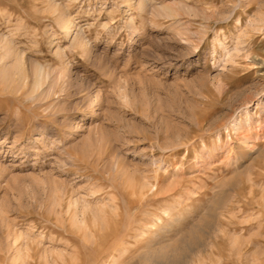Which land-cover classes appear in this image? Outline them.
<instances>
[{
  "label": "rangeland",
  "instance_id": "rangeland-1",
  "mask_svg": "<svg viewBox=\"0 0 264 264\" xmlns=\"http://www.w3.org/2000/svg\"><path fill=\"white\" fill-rule=\"evenodd\" d=\"M0 264H264V0H0Z\"/></svg>",
  "mask_w": 264,
  "mask_h": 264
},
{
  "label": "bare ground",
  "instance_id": "bare-ground-1",
  "mask_svg": "<svg viewBox=\"0 0 264 264\" xmlns=\"http://www.w3.org/2000/svg\"><path fill=\"white\" fill-rule=\"evenodd\" d=\"M65 27V26H64ZM66 28V27H65Z\"/></svg>",
  "mask_w": 264,
  "mask_h": 264
}]
</instances>
